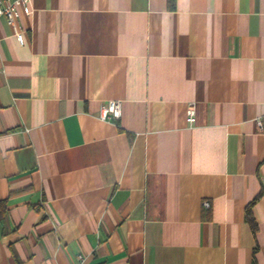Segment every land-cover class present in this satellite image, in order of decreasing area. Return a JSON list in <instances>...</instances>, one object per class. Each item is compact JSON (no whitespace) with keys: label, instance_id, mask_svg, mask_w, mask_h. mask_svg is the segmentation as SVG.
<instances>
[{"label":"crops","instance_id":"obj_1","mask_svg":"<svg viewBox=\"0 0 264 264\" xmlns=\"http://www.w3.org/2000/svg\"><path fill=\"white\" fill-rule=\"evenodd\" d=\"M0 264H264V0L0 17Z\"/></svg>","mask_w":264,"mask_h":264},{"label":"built area","instance_id":"obj_2","mask_svg":"<svg viewBox=\"0 0 264 264\" xmlns=\"http://www.w3.org/2000/svg\"><path fill=\"white\" fill-rule=\"evenodd\" d=\"M31 1L32 0H0V17L3 16L9 23H14L15 19L21 13L28 15L31 12ZM16 35L18 41L22 43V34L17 33ZM120 114L121 107L118 101L109 100L100 104L98 115L101 119H118ZM187 120L189 122H193L194 120V108L192 104L189 105L187 109ZM205 204H207V202ZM77 259L81 262L83 260L82 255H77Z\"/></svg>","mask_w":264,"mask_h":264},{"label":"trees","instance_id":"obj_3","mask_svg":"<svg viewBox=\"0 0 264 264\" xmlns=\"http://www.w3.org/2000/svg\"><path fill=\"white\" fill-rule=\"evenodd\" d=\"M250 219V218H249ZM253 227H254V225H253Z\"/></svg>","mask_w":264,"mask_h":264}]
</instances>
